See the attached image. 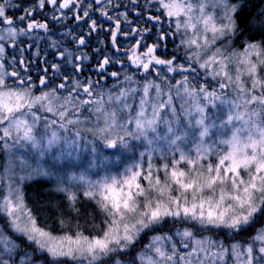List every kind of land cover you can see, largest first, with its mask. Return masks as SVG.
<instances>
[{"label":"snow or ice","instance_id":"obj_1","mask_svg":"<svg viewBox=\"0 0 264 264\" xmlns=\"http://www.w3.org/2000/svg\"><path fill=\"white\" fill-rule=\"evenodd\" d=\"M83 3L38 0L37 6L52 5L59 12L71 5L83 13L76 20L91 19L92 4L81 7ZM101 3L95 0L96 5ZM131 4L139 6V0ZM244 7L240 0H144V9L157 14L147 15L144 27H133L130 33L122 31L121 18L131 25L125 13L114 18L97 8L115 25L109 29L113 47L119 34L140 37L127 54L135 71L124 68L118 85L105 93L90 79H74L69 86L65 75L60 83H52L47 67L38 77L37 88L23 58L19 61L22 76L15 57L6 60L5 44L11 46L37 29L47 32L48 24L30 19L34 7L23 8V14L13 19L7 9L20 5L0 0V151L8 157L0 177L7 183L6 194L0 195V264H264V77L258 72L264 67V34L259 40L245 39L242 51L233 48L244 36L238 20ZM138 17L144 19L142 13ZM60 18L52 17L57 22ZM17 20L27 22L26 27H17ZM88 27L96 31L97 22L92 20ZM153 28L157 29L153 43L142 44ZM178 34L187 66L177 63L175 54L167 58L166 45L157 54L161 42ZM218 41L222 46L202 59ZM84 43L80 38L79 44ZM52 44L56 46L55 41ZM113 62L121 61L105 57L96 72L103 77ZM194 64L205 73L203 83L198 82ZM230 64L235 65L234 75ZM74 67L76 72L82 70L79 64ZM51 70L60 74V65L53 63ZM172 73L180 78L171 77ZM120 75L110 73L114 79ZM209 77L214 85L208 83ZM20 150H30L35 167L18 156ZM134 151L139 159L112 174L110 165ZM85 153L88 158L81 160ZM45 156L53 163L67 159L86 167L79 175L64 177L40 164ZM157 156L159 165L154 162ZM15 159L21 166L18 180L12 170ZM25 168L30 171L24 173ZM97 169L104 174L93 180L89 173ZM36 178L55 180L53 191L63 195L68 212L77 218L74 229L56 236L37 226L19 187ZM89 203L95 205L90 212ZM97 210L103 215V227L97 225L96 235H86L78 218L85 213L94 216ZM166 218L195 222L200 230H220L233 242L196 238L185 228L175 236L188 251L180 252L172 236L157 234L133 255L141 235L162 227ZM59 223L71 228L63 218ZM251 230L246 242L236 239ZM12 234L27 244L22 248Z\"/></svg>","mask_w":264,"mask_h":264},{"label":"rangeland","instance_id":"obj_2","mask_svg":"<svg viewBox=\"0 0 264 264\" xmlns=\"http://www.w3.org/2000/svg\"><path fill=\"white\" fill-rule=\"evenodd\" d=\"M240 2L244 3V11L243 13L238 17V20L240 22L241 28L244 30V36L237 39L234 44L233 48L237 51H242V43L245 39H247L249 36H254L256 40H259L261 38V35L264 34V0H240ZM14 4H19L20 8H9L7 9L8 15L12 16L13 19H17L19 15L23 14L22 9L27 7H34L36 10L34 12V16L30 19H35L38 22L41 23H47L48 24V31L45 32L42 29L34 30L30 36H23L18 37L17 42L11 46H8V44H5L6 47V60H12L13 57H15L17 62V69L21 72V75H25L24 69L19 67V61L21 58H23L25 64L28 66V72L27 74L32 77V80L38 79L40 76L38 74V71L42 66L52 65L55 63L57 58L61 61L63 59V62L66 64L67 71H73L75 62L76 51L71 49L70 51L65 48L63 45L65 43L70 44H79L80 38H83L85 43L89 44L91 42H95L96 40H103L107 36H111V33L109 29L115 27L114 23L112 21L107 20L104 16H101L99 11H96L97 8H104L109 15L112 17H118L120 13H125L127 15V18L129 21H131V25H126L123 22V18H121V27L123 32H129L131 31V28L138 27L143 28L146 21V17L149 14L156 15L155 11L153 10H145L144 9V0H139V6H133L131 4V0H112L111 4L107 3V0H102V3L100 5L95 4V0H84L83 5L81 7H85L87 4H92V10L90 12V17L85 18L82 20H74L77 24L72 25L71 27L67 25V22L69 20L76 19L75 17L77 15H83L80 8H75L70 5L69 8L63 9L59 12H54L53 6L50 5V9H46L45 7L43 9H40L37 4L38 0H13ZM211 11V9H209ZM138 13H142L144 16V19H140L138 17ZM53 15L57 17H61L60 20L57 22L56 20H53ZM248 19H247V18ZM244 19V23H243ZM247 19V20H246ZM92 20H95L97 22L96 31H91L88 27V24L91 23ZM27 23V22H24ZM164 30H168V22L167 18L164 19ZM21 23L17 20V27H20ZM173 29H174V23H173ZM157 29L153 28L152 32L148 33L147 38L142 41V44H152L153 40L155 38V33ZM188 35H192L191 32L188 33ZM211 34L209 33V36ZM108 36V37H109ZM31 37V38H30ZM97 37V38H96ZM37 38H39V42L37 44ZM118 44L117 47L119 48V51L117 50H106L105 57L111 58L113 61L119 60L120 63L113 62L111 63V66L113 67L111 72L116 71L121 73L120 77L117 78L115 81H112L111 84L103 90L105 93L108 92V90L113 89L114 85H118L119 80L123 78V70L124 68H127L129 72H134L135 69L131 68L129 65V62L127 60V54L128 50L134 46L135 40L140 39L139 36H132L129 35L125 37L123 34L118 35ZM56 42V46L53 47L52 42ZM10 43V42H9ZM162 47L161 49H158L157 54H161L164 51V45L167 47V58H171L172 54H175L177 56V63H183L185 66H187L188 62L185 58V48L181 46V39L180 34L173 36H168L166 41L161 42ZM43 50H51L54 54V62H48L44 63V58L47 55H41L38 52V48H42ZM222 46V42H217L216 45L212 46L207 53H204L202 55L203 58H207L208 55H211L212 52L215 50V47ZM35 47V50H34ZM21 49L25 51V53L21 52ZM143 48H140L139 51H143ZM193 50L194 46H193ZM61 53H64L65 55L61 57ZM69 54L71 56V62L69 60ZM104 57V58H105ZM11 58V59H10ZM77 61V60H76ZM79 62L81 60H78ZM57 62V61H56ZM119 65L120 69H115V65ZM8 70L11 71V66L7 65ZM193 67L197 68V71L199 72L198 82L203 83L205 78V73L203 70H200L198 68V65H193ZM233 75L235 74V65L230 64L229 65ZM123 68V69H122ZM259 75L261 77H264V67L260 68L258 70ZM30 73V74H29ZM170 75V74H169ZM196 73H190V76L195 77ZM153 77H155V74H152ZM171 77H175V79H179L180 76L178 73H172L170 75ZM81 78V77H80ZM75 78V79H80ZM138 80L143 81V77L137 75L136 77ZM54 79V78H52ZM244 79H247V77H244ZM81 82H87V80H80ZM9 84L12 83V78H8ZM174 83V80H172ZM197 82V81H194ZM37 85V88L39 87V80L35 82ZM208 83L210 85H214V81L211 80V78H208ZM71 86V84L69 85ZM112 86V87H111ZM118 90V88L116 89ZM35 91V90H34ZM36 94H39L38 92ZM177 108H179V104L177 103ZM47 115V114H45ZM42 130V129H41ZM142 150V149H141ZM55 151V150H54ZM111 151V150H109ZM195 153H193L194 155ZM18 156L22 157L23 159L27 160V162L33 167L36 165V157L33 156L29 151H23L20 150L18 152ZM87 154L85 153L81 160L87 159ZM178 158V154H177ZM115 159V157H113ZM139 155L138 152L134 151L132 153H124L120 155V159L118 162L110 165V171L112 174H118L119 171L123 169V167L127 163H131L134 160H138ZM171 157H169V160ZM214 159V157H213ZM40 164H42L44 167L51 169L52 171L67 177L70 174H76L79 175L80 172L84 170L86 167V164L82 166L80 161H68L67 159H62L58 163H53L50 156H45V158L41 161H39ZM154 162L159 165L162 163V161L159 159V157L154 158ZM8 163V157L6 154L2 151H0V177H3L4 175V166ZM146 166V162H145ZM181 168H186L187 165L181 164ZM13 172L16 174V179L18 180L19 174H21V166L19 159L14 160V164L12 166ZM30 171L29 169L25 168L23 170L24 173H27ZM104 174V170L97 169L91 173H89L90 178L93 180H96L99 178L100 175ZM161 178H163V172L158 173ZM17 185H14V187ZM55 186V180L54 179H46V178H36L32 180H26L22 185H19L21 188L24 200L29 209L32 210V213L34 217L36 218L37 226L40 228H43L47 231H50L53 235L59 236L63 235L65 231H70L74 229L77 218H74L72 214L68 212L67 209V202L64 199L63 195L60 193H57L53 191ZM7 192V183L0 179V195L6 194ZM175 195V193H173ZM82 199V196H81ZM82 209L84 208V204H81ZM95 208L94 204H88V211L90 212L92 209ZM63 218L65 219L68 224L71 226L62 228L60 226L59 220ZM79 224L82 228V230L85 232L86 235H96L100 228L97 227L99 225L100 227H103V215L97 210L95 212L94 216L88 215L85 213V215L80 216L78 218ZM185 228H190L193 231V234L196 238H202L203 236H210L213 240H222L225 244H231L233 241L231 238H226L225 236L220 234V230L216 229H209V230H200L198 225H195V222H189L184 221L182 219H173V218H166L165 223L162 227L157 228L155 231H146V233L141 235L140 241L144 240V243H141L140 248L137 252L142 250L146 244L149 243L150 238L157 234H167L174 238V242L177 244V247L180 252H186L188 249H185L181 246L180 240L178 237L175 236L176 232L183 231ZM254 230H251L247 233H251L250 235L247 233H244V241L246 242L249 237L253 234ZM23 238V237H22ZM24 239V238H23ZM237 240H239L238 236L236 237ZM25 240V239H24ZM26 241V240H25ZM27 242V241H26ZM34 247V245H33ZM167 247H171V245H167ZM135 255V254H133ZM125 260L127 257H123ZM65 264H72L71 261H65Z\"/></svg>","mask_w":264,"mask_h":264},{"label":"trees","instance_id":"obj_3","mask_svg":"<svg viewBox=\"0 0 264 264\" xmlns=\"http://www.w3.org/2000/svg\"><path fill=\"white\" fill-rule=\"evenodd\" d=\"M50 5H46L45 8L46 9H50L49 8ZM247 18V17H246ZM248 19V18H247ZM246 19V20H247ZM76 19L73 20H69L67 22V25H69L71 27L72 25H76L77 23L74 21ZM243 23H244V19H243ZM107 34V36L104 38L103 40H96L95 42H91V43H87V44H70V43H65L63 46L65 48H67L69 51L72 49H74L76 51V55L77 56H81V57H86V59L81 60L80 62L77 60H75L74 64H79L81 66V71L80 72H76L75 71V67L73 69V71H67V67L66 64L63 62V59H61V61L57 58V62L54 60V54L51 50H43V46L42 48H39L38 52L41 55H47L44 58V63H48V62H54L55 64L60 65L61 68V72L60 74H56L53 73V71L51 70V65H47V66H42V68H40V70L38 71V74L44 75L43 69L45 67H47L49 69L48 73H47V79L52 82V83H60L63 79L64 76L67 75L68 80H69V85L71 84V81L74 80L75 78H80L79 80H92L94 82V85L97 87L98 90L102 89L105 90V88H107L112 81H115L116 79H114L113 77L110 76L111 70H112V66L111 63L109 65L106 66V70L104 72L103 77H101L97 72L96 69L98 67V63L101 62L104 57L105 54L104 52H106V50H117L118 47H113L112 45V41H111V36H109ZM97 38V37H96ZM118 44V43H117ZM35 50V49H34ZM36 51V50H35ZM23 53H25V51H23ZM11 59V58H10ZM130 65V64H129ZM115 69H120L121 67L119 65H115L114 67ZM123 69V68H122ZM171 75V74H170ZM54 78V79H52ZM34 82H37L38 79L33 80ZM98 82V83H97ZM112 87V86H111ZM247 234H251V233H247ZM242 237H244V234L238 236L239 239H243ZM12 239L18 244L21 245V247L23 248L24 245L27 244V242L19 236H15L14 234H12ZM141 243H144L143 241H138L137 244L135 245L133 254H136L138 249L140 248L139 246H141ZM33 247V246H32ZM25 250H29L30 249H25Z\"/></svg>","mask_w":264,"mask_h":264},{"label":"flooded vegetation","instance_id":"obj_4","mask_svg":"<svg viewBox=\"0 0 264 264\" xmlns=\"http://www.w3.org/2000/svg\"><path fill=\"white\" fill-rule=\"evenodd\" d=\"M18 26H20V27H26V23H23V24H20V25H18ZM34 49H35V47H34ZM38 50H39V48H38ZM30 74V73H29ZM243 239L241 240V239H239V241H244V237H242Z\"/></svg>","mask_w":264,"mask_h":264}]
</instances>
